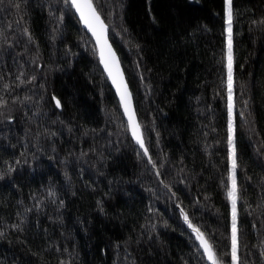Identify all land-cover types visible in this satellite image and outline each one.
I'll return each mask as SVG.
<instances>
[{
    "label": "trees",
    "instance_id": "obj_1",
    "mask_svg": "<svg viewBox=\"0 0 264 264\" xmlns=\"http://www.w3.org/2000/svg\"><path fill=\"white\" fill-rule=\"evenodd\" d=\"M93 3L153 163L70 4L3 0L0 264H208L185 215L230 264L224 0ZM231 6L239 264H264V0Z\"/></svg>",
    "mask_w": 264,
    "mask_h": 264
},
{
    "label": "snow or ice",
    "instance_id": "obj_2",
    "mask_svg": "<svg viewBox=\"0 0 264 264\" xmlns=\"http://www.w3.org/2000/svg\"><path fill=\"white\" fill-rule=\"evenodd\" d=\"M3 0H0L2 3ZM66 3H70L71 7L75 9L76 13L80 17V21L95 37L97 46L100 51V62L104 65L105 71L108 73L112 83L116 86L117 92L120 95L121 105L124 108L125 114L128 116V127L131 130L133 139L144 149V155L148 156V151L145 148L142 134L140 132L139 125L136 123L134 114L130 111V95L127 92L126 85L123 84L122 75L119 72L118 65L115 61L114 53L111 52L110 46H107L105 39V25L100 19V15L93 3V0H65ZM19 7V4L16 5ZM225 32H226V70H227V95H228V159L231 164L229 180L231 186L227 191V198L232 206V228H231V264H239V230L237 223V201L239 199V189L236 182L235 170L237 168L236 152L233 141V47H232V22L233 12L231 6V0H225ZM260 23H264L261 21ZM55 100L56 98L53 97ZM56 106L60 107V102L56 100ZM149 163H153L149 158ZM185 222L188 223V227L196 236V240L199 242L200 249L203 250L204 256L208 259L210 264H222L219 258L216 256L212 245L205 238L204 234L194 227L189 221L188 217L184 216ZM2 235V233H0Z\"/></svg>",
    "mask_w": 264,
    "mask_h": 264
},
{
    "label": "water",
    "instance_id": "obj_3",
    "mask_svg": "<svg viewBox=\"0 0 264 264\" xmlns=\"http://www.w3.org/2000/svg\"><path fill=\"white\" fill-rule=\"evenodd\" d=\"M69 4H70V3H69ZM70 6H71V5H70ZM71 8H72V7H71ZM72 10H73V12H74V15H75V17H76L78 23L80 24V27H81L82 30H83V31H84V32L90 37V39L92 40V42H93V44H94V47H95V49H96L97 60H98L99 66H100V68H101V70H102V72H103V74H104L106 80L108 81L109 86H110L111 90L113 91V93H114V95H115V97H116V99H117V102H118V104H119V106H120L121 112H122V114H123L124 120H125L126 125H127V129H128V133H129L130 139H131L132 142L138 147V149H140V151H141V152L143 153V155H144V149H141L140 146H139V145L136 143V141L133 139V136H132L131 130H130L129 127H128V124H129L128 116L125 114V112H124V108H123V106L121 105L120 95H119L118 92H117V88H116V86L112 83V80L109 78L108 73L105 71L104 65L100 62V51H99V47L97 46L96 39H95V37L92 35V33H91V32H90V31L84 26V24L80 21V17H79V15L76 13L75 9L72 8ZM100 19H101V21L103 22V24L105 25V39H106V41H107V46H110V48H111V52L114 53L115 61H116L117 65H118L119 72H120V74L122 75V78H123V84L126 85V87H127V92H128L129 95H130V111L134 114L135 121H136V123L139 125V122H138V119H137V116H136V113H135V108H134V103H133L132 93H131V91H130V89H129V86H128V84H127L126 77H125V74H124L123 68H122V66H121V64H120L119 57H118L117 53L115 52L113 46L111 45V43H110V41H109L108 28H107L106 24L104 23L103 19L101 18V16H100ZM54 103H55V105H56V100H54ZM56 107H57V106H56ZM57 109L60 111L61 108H60V107H59V108L57 107ZM139 128H140V132H141V134H142V131H141V127H140V125H139ZM142 138H143V136H142ZM143 141H144V140H143ZM144 145H145V144H144ZM145 148H146V147H145ZM144 156H145V155H144ZM145 157H146L147 161L149 162V158H150V157H149V154H148V156H145ZM195 237H196V236H195ZM197 243H198V246H199V248H200V245H199V242H198V241H197ZM200 250H201V252H202V254H203V250H202V249H200ZM203 256H204V254H203ZM204 257H205V256H204ZM205 259H206L207 263L210 264V262L208 261V259H207L206 257H205Z\"/></svg>",
    "mask_w": 264,
    "mask_h": 264
},
{
    "label": "rangeland",
    "instance_id": "obj_4",
    "mask_svg": "<svg viewBox=\"0 0 264 264\" xmlns=\"http://www.w3.org/2000/svg\"><path fill=\"white\" fill-rule=\"evenodd\" d=\"M224 13H225V0H224ZM226 77H227V70H226ZM233 141H234V130H233ZM230 168H231V164H230V161L228 159V184H229L228 188L231 186V182L229 180ZM235 176H236V170H235ZM228 202H229V226H230V231H231V228H232V206H231V203L229 200H228ZM230 264H231V261H230Z\"/></svg>",
    "mask_w": 264,
    "mask_h": 264
},
{
    "label": "bare ground",
    "instance_id": "obj_5",
    "mask_svg": "<svg viewBox=\"0 0 264 264\" xmlns=\"http://www.w3.org/2000/svg\"><path fill=\"white\" fill-rule=\"evenodd\" d=\"M120 107V106H119ZM121 110V109H120ZM122 113V112H121ZM123 115V114H122Z\"/></svg>",
    "mask_w": 264,
    "mask_h": 264
}]
</instances>
